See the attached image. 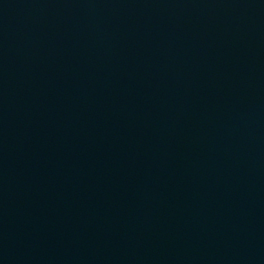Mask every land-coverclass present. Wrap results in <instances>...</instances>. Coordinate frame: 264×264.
Wrapping results in <instances>:
<instances>
[{
  "label": "water",
  "instance_id": "obj_1",
  "mask_svg": "<svg viewBox=\"0 0 264 264\" xmlns=\"http://www.w3.org/2000/svg\"><path fill=\"white\" fill-rule=\"evenodd\" d=\"M0 264H264V0H0Z\"/></svg>",
  "mask_w": 264,
  "mask_h": 264
}]
</instances>
